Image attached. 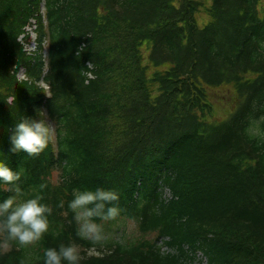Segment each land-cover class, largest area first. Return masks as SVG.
<instances>
[{
    "label": "trees",
    "instance_id": "obj_1",
    "mask_svg": "<svg viewBox=\"0 0 264 264\" xmlns=\"http://www.w3.org/2000/svg\"><path fill=\"white\" fill-rule=\"evenodd\" d=\"M43 1L44 15L42 0H0V161L23 169L21 199L40 194L52 214L33 245L0 234V264H43L44 249L71 243L80 264H192L196 251L207 264H264V0ZM31 19L27 53L18 39ZM222 86L234 106L210 121L207 90ZM39 109L53 140L12 153V128ZM11 187L0 181V202ZM98 187L121 212L97 222L130 221L132 239L77 236L72 192Z\"/></svg>",
    "mask_w": 264,
    "mask_h": 264
},
{
    "label": "clouds",
    "instance_id": "obj_2",
    "mask_svg": "<svg viewBox=\"0 0 264 264\" xmlns=\"http://www.w3.org/2000/svg\"><path fill=\"white\" fill-rule=\"evenodd\" d=\"M91 64L81 70L82 75H91L88 71ZM17 72L14 71L13 75ZM87 82L86 80L85 83ZM54 132L47 112L39 109L35 118L25 116L12 128L9 136L12 146L10 151H23L28 156H37L53 140ZM22 171L23 169L13 171L6 163L0 161V181L11 185L14 193L0 202V234H5L7 240L16 241L20 246H29L40 241L49 231L52 208L41 202L43 197L40 194L21 199L23 193L18 182ZM40 187L43 189L44 185ZM72 196L68 209L73 213V219L78 225L77 236L93 244L102 243L106 236L103 226L97 220H114L120 215L121 209L116 203L118 194L98 187L94 191L74 189ZM81 259L79 247L75 243L61 244L58 249L46 248L43 252V264H80Z\"/></svg>",
    "mask_w": 264,
    "mask_h": 264
},
{
    "label": "rangeland",
    "instance_id": "obj_3",
    "mask_svg": "<svg viewBox=\"0 0 264 264\" xmlns=\"http://www.w3.org/2000/svg\"><path fill=\"white\" fill-rule=\"evenodd\" d=\"M203 5H208L210 0H199ZM208 18L204 10L201 8L197 15H196V22L199 27L204 26L208 22ZM25 32L29 35L27 41H24L23 36H20V41L24 47V50L27 53H33L35 50V25L34 20H31L30 26L25 29ZM43 55L46 56V45L43 48ZM144 56L146 54L144 53ZM16 76L18 79L24 78V71L23 69H18ZM150 73V72H149ZM208 92V99L213 107V112L211 118H207L210 121H220L225 119L229 113L231 112L234 101H235V94L230 86H222L219 88H210L207 90ZM57 179V175L54 176V180ZM104 233L106 238H112L115 240H119V238L123 239H132L133 236L137 235L135 231V225L130 222H118L116 224L105 226ZM153 237V236H152ZM89 254H98V251L95 249H91Z\"/></svg>",
    "mask_w": 264,
    "mask_h": 264
},
{
    "label": "built area",
    "instance_id": "obj_4",
    "mask_svg": "<svg viewBox=\"0 0 264 264\" xmlns=\"http://www.w3.org/2000/svg\"><path fill=\"white\" fill-rule=\"evenodd\" d=\"M163 198H164L165 201H169V200L172 199V195L169 192V190L165 189L163 191ZM165 241H166L165 238H159L156 241V246H160L161 250H167L166 246H163V243ZM192 264H207V259L200 251H196L195 260H194V262Z\"/></svg>",
    "mask_w": 264,
    "mask_h": 264
}]
</instances>
